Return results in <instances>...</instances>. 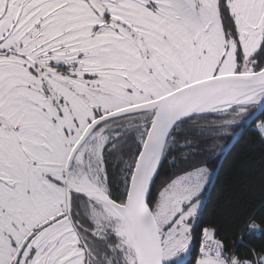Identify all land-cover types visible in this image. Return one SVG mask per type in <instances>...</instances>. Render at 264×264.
Instances as JSON below:
<instances>
[{"label": "snow or ice", "instance_id": "1", "mask_svg": "<svg viewBox=\"0 0 264 264\" xmlns=\"http://www.w3.org/2000/svg\"><path fill=\"white\" fill-rule=\"evenodd\" d=\"M0 264H264V0H0Z\"/></svg>", "mask_w": 264, "mask_h": 264}, {"label": "trees", "instance_id": "2", "mask_svg": "<svg viewBox=\"0 0 264 264\" xmlns=\"http://www.w3.org/2000/svg\"><path fill=\"white\" fill-rule=\"evenodd\" d=\"M246 152L249 154H259V141L255 136V133L250 129L241 141V144L237 146V151L233 153V156L229 157L224 162V170L222 172V178L217 185L215 192L212 193L211 202L208 205L207 217H211L213 214L221 212L227 200H232L234 205V211L240 214H244L250 211L254 205L248 201V197L242 194V190L232 188V184L235 183L231 179L230 174L235 169L237 160L236 157Z\"/></svg>", "mask_w": 264, "mask_h": 264}]
</instances>
